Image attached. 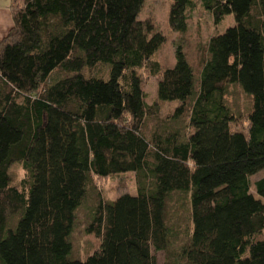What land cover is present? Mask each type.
<instances>
[{"label":"trees","instance_id":"trees-1","mask_svg":"<svg viewBox=\"0 0 264 264\" xmlns=\"http://www.w3.org/2000/svg\"><path fill=\"white\" fill-rule=\"evenodd\" d=\"M145 0H11L0 38V264H264V0H172L170 26L189 29L199 5L214 34L197 55L166 41L139 13ZM104 67V70L98 68ZM158 78V101L146 81ZM231 84L252 95L236 114ZM181 102L151 133L161 101ZM188 113L183 129L173 119ZM161 125V126H160ZM25 177L13 184L11 167ZM135 175L137 194L98 199L88 233L100 239L70 259L76 210L111 176ZM189 197L190 225L167 222L172 194ZM179 194V193H178ZM183 236L182 240H179Z\"/></svg>","mask_w":264,"mask_h":264},{"label":"rangeland","instance_id":"rangeland-1","mask_svg":"<svg viewBox=\"0 0 264 264\" xmlns=\"http://www.w3.org/2000/svg\"><path fill=\"white\" fill-rule=\"evenodd\" d=\"M11 0H0L1 9H9ZM172 0H145L142 9L139 13V18L142 20H151L154 24V33L161 32L165 35L166 41L154 54L153 59L160 62L163 67L173 66L176 61L175 47L185 44L187 52L191 57L197 55L200 46H205L211 36L214 34L223 33L227 28L236 24L233 14L226 15L225 18L217 25H214L212 15L204 10L200 5L190 11L191 21L188 31L179 32L172 29L170 26V10ZM4 19V14L2 15ZM10 18L8 17V20ZM6 24V23H5ZM5 24L3 26H5ZM8 24V21H7ZM7 32V31H5ZM4 33H0L2 38ZM104 67L98 70H104ZM158 78H150L146 81L145 91L147 93L146 102L149 105H154L158 101L157 94ZM226 103L230 109L236 114H246L252 109V95L244 92L238 84L229 86L228 94L226 95ZM181 105L178 100L161 101L159 104V118H148L146 121V132L151 133L156 125H163L164 119H170L174 108ZM187 112L178 117H173L177 121L179 127L183 129ZM163 122V123H162ZM160 125V126H161ZM26 173L20 164H14L11 167V176L13 184H17L25 177ZM264 177V169L257 174L251 176V192L260 198L255 189V182ZM125 182L132 194H137V185L135 175L128 173L124 178L111 176L106 180H100L97 183V188L90 191V194L85 201L76 210V220L71 234L73 249L69 255L70 259L84 260L88 255L97 250L100 244V239L92 233L86 231V226L92 218V212L98 199L97 191H101L105 199L113 200L118 196L119 182ZM179 193V194H178ZM189 197L185 192H177L171 195L167 202L166 218L168 224L179 231L190 225L189 217ZM183 236L179 240H182ZM158 264H164L165 253L155 252Z\"/></svg>","mask_w":264,"mask_h":264},{"label":"crops","instance_id":"crops-1","mask_svg":"<svg viewBox=\"0 0 264 264\" xmlns=\"http://www.w3.org/2000/svg\"><path fill=\"white\" fill-rule=\"evenodd\" d=\"M3 14H4V17L6 19L3 18V16H2ZM8 17L10 18L9 20H8ZM7 21H8V24H7ZM4 24H5V26H3ZM12 26H13V18L11 15L10 6H9L8 10L0 8V33H4L3 35L6 36ZM5 31H7V32H5Z\"/></svg>","mask_w":264,"mask_h":264}]
</instances>
